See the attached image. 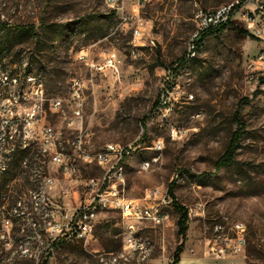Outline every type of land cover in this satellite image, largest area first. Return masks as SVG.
Segmentation results:
<instances>
[{"label": "rangeland", "instance_id": "rangeland-1", "mask_svg": "<svg viewBox=\"0 0 264 264\" xmlns=\"http://www.w3.org/2000/svg\"><path fill=\"white\" fill-rule=\"evenodd\" d=\"M227 1L0 0V23L33 24L39 33L36 41L26 32L0 29V47L10 45L8 51L0 50V172L8 164L14 174L0 191V264H93L92 250L120 246L127 220L115 210L99 215L86 243L63 240L56 245H50L45 219L33 217L39 222L33 228L30 217L20 213L30 210L29 191L46 195L54 207L64 191L80 196L83 182L102 173L94 163L73 160L76 172L64 175L42 150L43 125L50 124L63 137L73 134L66 126L68 113L48 106L51 97H65L69 79L79 76L87 79L81 121L91 133L86 142L93 147L128 146L121 158L124 195L143 202L147 190L167 194L173 181L176 203L193 213L187 215L183 238L177 233L179 211L172 202L164 207L168 226L134 221L137 234L152 246L149 264H170L180 242L176 264H264V93L245 79L256 44L237 24H230L204 35L194 54H188L195 11ZM139 24L142 35L134 40ZM81 49L99 65L114 51L119 61L113 73L90 71L77 58ZM31 52L33 59L42 55V64H33L24 78ZM38 84L42 111L27 126L26 112L39 96L34 92ZM235 116L244 122V133L232 162L215 170L214 162L236 128ZM9 122L21 127L26 147L24 155L16 152L10 160L2 155V130ZM171 127L185 132L174 139ZM157 138L164 142L160 153L152 147ZM153 157L142 169L141 163ZM44 176L54 179L46 193ZM237 224L244 229V244L233 252ZM218 248H223V258L215 256Z\"/></svg>", "mask_w": 264, "mask_h": 264}, {"label": "built area", "instance_id": "built-area-1", "mask_svg": "<svg viewBox=\"0 0 264 264\" xmlns=\"http://www.w3.org/2000/svg\"><path fill=\"white\" fill-rule=\"evenodd\" d=\"M107 1L112 3L113 0ZM194 21L196 29L189 39V55L194 54L196 41L208 30L230 24H237L246 30L256 44V52L245 65V79L253 89L264 93V0H228L214 8H198L194 13ZM140 25L133 31L134 40H138L142 35ZM130 52L135 53L134 49ZM77 58L82 60L90 71L108 70L110 74L113 73L119 61L114 51L107 53L100 65L89 59L84 49L78 51ZM86 88L87 79L80 76L72 77L68 81L65 97L49 99L50 111L68 113L66 126L74 132L70 137H63L61 131L55 130L50 124L43 125L40 129L42 150L50 154L49 161L57 165L64 175L76 172L73 160L98 165L102 170L101 175L88 177L83 182L84 192L80 196L77 194L74 196L68 190L64 191L61 194L60 203L54 207L50 205L51 202L46 195L43 202H36L32 197V191H29L30 210L20 213L27 218L30 217L33 228L39 223L33 217L41 216L43 220L45 219L46 224L43 228L50 234L52 241L55 239L80 240L86 243L93 236V229L99 215L107 210H115L123 220H127L120 246L116 250H92L89 259L93 264H98L96 255H114V252H122L119 264H134L136 252L139 251L141 243V236L137 234L138 227L135 226L134 221H146L153 226L165 225L169 220V214L164 207L172 201L168 193L166 194V190L149 189L142 198L143 202H137L124 195L122 177H118L116 181L108 180L109 169L118 167L128 146L115 143L112 147H93V142H86V135L91 134L81 126ZM34 92L39 96L26 112L27 126L42 111V89H35ZM164 103L165 100L162 101V104ZM184 132L183 128L171 127L169 135L175 139L182 136ZM64 147L68 148V151H65ZM152 147H158V153H160L164 147L162 138H157L156 144H152ZM149 162L151 161L141 163V168L146 169ZM42 182L45 184V193L46 189L54 186L52 177L44 176ZM13 210L16 212L18 209L15 207ZM191 214H193L191 209H188L187 215L190 217ZM5 221L8 222V220ZM235 228L236 235L231 249L233 252H240L244 244V229L239 224L235 225ZM214 253L217 258L224 257L223 248L214 249ZM150 257L144 260V264H149ZM41 264H53V262L46 261Z\"/></svg>", "mask_w": 264, "mask_h": 264}, {"label": "trees", "instance_id": "trees-1", "mask_svg": "<svg viewBox=\"0 0 264 264\" xmlns=\"http://www.w3.org/2000/svg\"><path fill=\"white\" fill-rule=\"evenodd\" d=\"M223 28H224V26L219 27L217 29H211V30H208V31L202 33L200 38L196 41V47L198 45V41L204 35L209 34V33L218 32V31L222 30ZM0 29L18 30V31L26 32V33L31 34L36 41L39 40V33L35 30L33 24H26V25L13 24V25H11V24L1 22L0 23ZM236 29L241 34L248 35L246 30L243 29L241 26H239V25L236 26ZM9 49H10V45H8V44H3L0 47L1 51H4V50L8 51ZM29 54L30 55H28L26 58L25 67L23 68L22 74H23L24 78L27 77L28 73L32 70L33 64H37L40 66L42 64V55L40 53L35 55L36 56L35 59H33L32 52ZM9 74L12 75L13 73L10 72ZM235 122H236V128L232 131L231 136L227 142L225 150L214 162L215 170H218V169L230 164L233 160V157L235 155V151L238 147L239 140L241 139V137L244 133V122L240 118H238L237 116H235ZM10 123H12V122L7 123L2 130V142L4 144V146L2 147V149H3L2 155L5 158H8V160H10L11 154L19 152V153H22V155H24V152L26 151L25 143L22 142V140L20 138L21 127L19 126L18 128H16V127L12 126V124H10ZM23 161H25V164H26V160H24L22 158L21 162L23 163ZM13 175L14 174H10V169H8V164H7V166L2 165V169L0 172V191L2 188L4 189L5 186H8V182L13 178ZM173 184H174L173 181L169 183L167 192L171 198L173 205L179 211V217L176 221L177 233H178V235H180L183 238L185 231H186L187 211H186L185 207L176 203L175 196L173 195V186H174ZM8 219H9V216L7 218H5V220H8ZM60 242H63V241L59 240V239H55L50 243V245H56V243H60ZM182 244H183V242H180L179 245L175 248L170 264H176L178 262L179 254H180L181 248H182Z\"/></svg>", "mask_w": 264, "mask_h": 264}, {"label": "bare ground", "instance_id": "bare-ground-1", "mask_svg": "<svg viewBox=\"0 0 264 264\" xmlns=\"http://www.w3.org/2000/svg\"><path fill=\"white\" fill-rule=\"evenodd\" d=\"M36 89H42L41 85L38 84ZM154 144H156V141ZM112 145H114V144L108 143V144H105L104 147H112ZM154 148L158 151V147H154ZM155 160H152L151 162H149L147 168ZM143 163H146V161H144ZM123 176L124 175H123L122 161L119 163V165H118V167H116V169H109V171H108V180L109 181H116L118 179V177H122V180H123ZM32 197H33V199H35L36 202H43V200H44L43 195L39 192H32ZM151 251H152V246L150 245V243L146 240L141 239V243L139 245V251L136 252L135 261L138 264H144V260H147ZM121 259H122V252H114V255H96V262L98 264H119V263H121Z\"/></svg>", "mask_w": 264, "mask_h": 264}, {"label": "crops", "instance_id": "crops-1", "mask_svg": "<svg viewBox=\"0 0 264 264\" xmlns=\"http://www.w3.org/2000/svg\"><path fill=\"white\" fill-rule=\"evenodd\" d=\"M170 218H169V220L166 222V224L165 225H163L162 227H166V226H168V224H170Z\"/></svg>", "mask_w": 264, "mask_h": 264}]
</instances>
